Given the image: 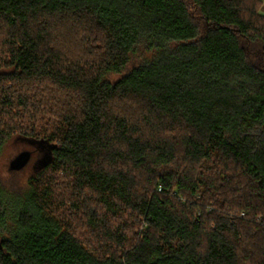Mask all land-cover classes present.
<instances>
[{"label": "trees", "instance_id": "obj_1", "mask_svg": "<svg viewBox=\"0 0 264 264\" xmlns=\"http://www.w3.org/2000/svg\"><path fill=\"white\" fill-rule=\"evenodd\" d=\"M261 6L0 0V264H264Z\"/></svg>", "mask_w": 264, "mask_h": 264}, {"label": "rangeland", "instance_id": "obj_2", "mask_svg": "<svg viewBox=\"0 0 264 264\" xmlns=\"http://www.w3.org/2000/svg\"><path fill=\"white\" fill-rule=\"evenodd\" d=\"M261 1L260 12L264 14V0ZM116 77H118V74L112 75L111 79ZM36 143L38 142L33 139L12 136L7 140L0 153V179L7 186V189L14 194L18 192L22 193L21 191L27 189L34 166L36 164L39 165L43 161L41 158L45 157L44 150L41 151ZM24 150L31 152L30 161L24 168L19 169L18 172H12L10 170L11 160Z\"/></svg>", "mask_w": 264, "mask_h": 264}, {"label": "water", "instance_id": "obj_3", "mask_svg": "<svg viewBox=\"0 0 264 264\" xmlns=\"http://www.w3.org/2000/svg\"><path fill=\"white\" fill-rule=\"evenodd\" d=\"M31 152L29 150H24L20 152L14 159L10 162V169L19 170L24 168L31 159Z\"/></svg>", "mask_w": 264, "mask_h": 264}]
</instances>
